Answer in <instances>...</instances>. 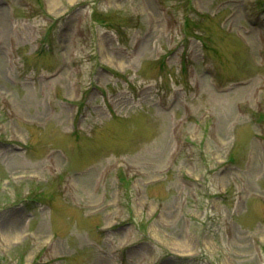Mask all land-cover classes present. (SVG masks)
Instances as JSON below:
<instances>
[{
    "label": "rangeland",
    "instance_id": "1",
    "mask_svg": "<svg viewBox=\"0 0 264 264\" xmlns=\"http://www.w3.org/2000/svg\"><path fill=\"white\" fill-rule=\"evenodd\" d=\"M57 2L37 54L41 0H0L1 141L29 142L0 141V205L39 200L0 215V264H264V38L241 0ZM248 10L264 27V0Z\"/></svg>",
    "mask_w": 264,
    "mask_h": 264
},
{
    "label": "bare ground",
    "instance_id": "2",
    "mask_svg": "<svg viewBox=\"0 0 264 264\" xmlns=\"http://www.w3.org/2000/svg\"><path fill=\"white\" fill-rule=\"evenodd\" d=\"M51 1H53V4L55 3V5L58 4L57 0H51Z\"/></svg>",
    "mask_w": 264,
    "mask_h": 264
}]
</instances>
